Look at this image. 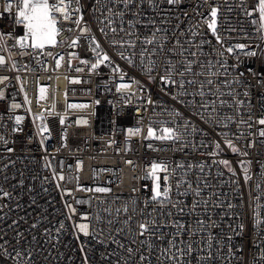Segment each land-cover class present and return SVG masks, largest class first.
<instances>
[{
    "label": "built area",
    "instance_id": "1",
    "mask_svg": "<svg viewBox=\"0 0 264 264\" xmlns=\"http://www.w3.org/2000/svg\"><path fill=\"white\" fill-rule=\"evenodd\" d=\"M215 2L220 6L218 32L225 46L244 43L250 46L248 50L257 51L256 56L241 53L237 57L235 54L225 53L226 70L229 74L225 77L223 75L225 69L218 67L222 73L220 79L232 81L237 78V73H243V76L239 77L243 84H234L233 87L240 93L249 92V97L240 98L251 100L254 116L264 115V107H262L264 105V84H262L264 41L250 23L252 18L246 17L243 9L240 8L241 0H234L231 10L228 0H215ZM94 3L95 0H81L84 19L92 29L90 35L96 36L103 51L110 56L112 64L106 62L93 71L90 65L95 63L96 58L89 48L88 40L82 38L76 47H69L70 39H75L79 35L78 31L62 32L57 37V46L46 47L43 54L31 48H20L15 41L23 35V27L15 23V9L12 12L4 11L5 0H0V34L6 36L5 41L2 42L5 47L0 49V56L5 58V63L0 65V77H8L7 80L0 82V90L4 92V98L0 99V136L8 140L7 145L0 142V188L10 194L9 197H3L0 193V217H2L0 243L6 240L8 243L5 247L10 252L13 246H16L17 250L23 247L32 251L34 264H83L84 255L88 257V264H115L116 255L107 259H102V256L112 252L126 256L127 254L119 249L118 245L111 242L106 245L101 244L92 236L85 237L77 233L72 225L76 222H88L82 220V217L92 218L100 214L101 208L108 204L115 208L134 198L140 206H143V201L151 195L149 189L152 183L150 179H144L145 168L153 161L166 160L173 165L180 161L194 164L201 160L211 162L212 158L200 155L202 151L210 149L194 151L189 146L180 150L179 144L144 139L150 121L170 119L166 114H160L162 110H179L197 129H203L207 136L197 133L186 137L197 145L200 140L219 139L217 133L227 130L222 126L214 129L204 123L194 114L193 108L177 103L170 95H166L161 90L162 85L158 79L150 81L147 73L141 71L138 62L133 66L121 59L117 50L110 44L113 34L109 32L106 38L98 31L100 25L97 23V18L103 17L100 11L93 16ZM196 3L197 0H185L180 6L181 10L187 11L190 19L184 17L180 10L173 9L170 22L162 24V17L168 19L166 10L153 9L147 4L143 6L144 14L141 19L145 23L155 19V26L166 29L167 39L171 40L174 32L176 36H179L181 31L187 32L193 22L199 19L194 14ZM252 3L253 0H249L247 6L251 7ZM104 5L111 6L110 0H104L99 7L103 10ZM207 11V3L199 8L200 13L206 14ZM104 14H107L106 11ZM176 17H179V20ZM129 18V16L125 17L126 20ZM63 27H74V25L66 22ZM138 31L141 35H149L151 26H140ZM201 31L205 29L201 28ZM180 38L185 37L180 36ZM208 38L212 40L214 48H219L213 37L209 35ZM196 39L198 40L199 37ZM168 46L171 47V44ZM138 49L139 45L137 51ZM204 51H209L208 45H205ZM48 52L52 55H48ZM73 53L75 56H70ZM128 54L125 52V55ZM61 55L64 59L57 68L56 58ZM213 58L218 56L209 57V59ZM81 60H87L89 63L82 64ZM13 63L15 69L12 67ZM116 65L121 72L113 71ZM77 68L82 71H76ZM136 81L139 83H135ZM122 83L128 84L129 87L117 91ZM41 88L45 89L44 99H40ZM25 95L30 104L26 103ZM149 99L153 103L149 104L147 102ZM12 103H18L21 107L13 109L10 107ZM69 105H80V107H69ZM29 108L31 111H28ZM223 111L228 115L232 114L230 109L225 108ZM246 112L247 106H245V119H247ZM40 114H43V120H35L34 117ZM17 115L24 117L20 125H16L14 119H10ZM62 117L63 123H61ZM174 119L180 121L179 117ZM42 125L47 126L48 132L43 134L39 132ZM152 126L160 127L156 123ZM14 127H18L20 131L13 132ZM230 127L233 132L236 131L234 125ZM136 128L141 129V134L130 136L128 130ZM245 142L241 140L237 146L243 148ZM149 144L157 150L149 148ZM7 148H12L13 151L8 152ZM246 150L249 155L240 157L226 149L224 158L232 161L234 167H237L236 161L240 159L252 161L250 171L252 180L247 185L244 184L238 167L236 177H232L222 166L221 170L225 173L223 176H217L216 168L212 167L209 177L213 190L221 193L219 200L225 205L222 209L214 210L213 219L220 224V227L212 231L216 234H229L228 224H232L233 227L239 223L244 224L243 236L234 237L232 241L235 247H244V252L240 254L243 256V262L232 260L231 264H247L255 251L252 248V241L258 239L257 229L254 228L252 221L249 191L251 190V195L255 196V184L261 182L260 191L264 193V177L261 176L260 168V164H264V146L257 143L255 147ZM127 161L132 163L129 164ZM53 172L63 174L65 179L62 181L54 179ZM20 181L23 183L21 184ZM233 181H238L239 189ZM96 187H107L112 191L110 193L87 191ZM133 189L136 191L133 192ZM238 192L242 193L243 207L235 209L232 216L224 215L228 211L227 203L231 202L235 205L241 202ZM117 197L119 200L116 199ZM179 199L191 204L193 197H179ZM66 204H71L76 211L69 213ZM261 204L264 205V196ZM236 212L240 214L239 219L234 218ZM69 215L72 217L71 220L67 219ZM103 215L106 221L109 217L106 213ZM111 218L115 219V213ZM123 218L124 214L121 213L120 220L122 221ZM195 218V216H185L182 220L192 224ZM61 222L65 224V228L58 233L57 229ZM33 224L37 227L32 228ZM99 227L105 228L101 240L106 238L108 231H112L117 239L127 243L125 233L115 232V229L122 227V224H113L112 229H108L106 223ZM45 229L49 230L50 236L45 234ZM260 231L264 232V226ZM17 233L23 234L19 245L16 244ZM77 236L79 239L76 238ZM81 245L85 247L84 252H81ZM12 255L14 256L15 253L12 252ZM0 260L6 264H15V261L7 256L0 257ZM152 264L157 262L153 260ZM216 264H227V262L220 259Z\"/></svg>",
    "mask_w": 264,
    "mask_h": 264
},
{
    "label": "snow or ice",
    "instance_id": "2",
    "mask_svg": "<svg viewBox=\"0 0 264 264\" xmlns=\"http://www.w3.org/2000/svg\"><path fill=\"white\" fill-rule=\"evenodd\" d=\"M104 0H95L92 6L93 16L100 11L101 18H97L100 25L98 31L108 37V33L113 34L110 44L117 50L121 59L126 60L129 65L138 66L141 71L148 75L150 81L157 80L162 85L161 90L170 95L177 103L194 109V114L200 119L211 125L214 129L223 127L226 131L217 133L219 139L212 141L200 140L198 145L193 143L186 137L194 134L207 136L203 129L197 127L188 118H185L179 110L164 109L160 113L166 114L170 119L160 121H150L147 128V134L144 139L157 140L161 142H171L172 144L181 145L180 150L192 147L194 151L199 149H210L200 153L203 157L212 158L209 163L207 160H201L197 163L176 162L174 165L166 160L153 161L145 168L144 179L152 181L150 186V197L143 201L140 206L136 199H131L128 203L118 205L108 204L101 208L100 214L92 218L83 216L82 220L88 222H76L72 225L77 233L83 236H92L101 244L118 245L127 255L124 256L118 252L107 253L102 259L116 255L115 264H152L153 260L157 264H216L217 260L223 259L227 264H231L232 260L243 262L244 247H235L232 243L234 237H242L244 233V224L239 223L235 227L228 224L229 234H216L212 230L219 228L220 224L213 219L214 210L225 207L224 202L219 200L221 193L214 191L209 180L212 167L216 168V175L223 176L224 170L231 174L232 177L237 176V167L241 170L244 184L247 185L252 180L250 174L251 160L240 159L236 161L237 167L233 166V162L227 158L226 149L234 155L247 157L248 148L255 147L257 143L264 146V115L254 116L252 111L253 105L251 100L240 98L249 97V92L240 93L233 87L234 84H243L239 79L243 73H237L235 80L220 79L222 73L218 70L225 69L223 75L226 77L227 61L224 59L225 53L235 54L237 57L242 53L247 56H256V50H248L249 45L244 43H236L234 45L225 46V42L218 32V17L220 6L215 0H197L194 5V14L199 19L193 22L187 32H180L179 36L173 33V39H167V30L156 27V20L152 19L147 23L141 17L143 16V6L147 4L150 8L166 10L165 17L161 18V23L170 22L171 11L173 9L180 10L181 14L188 17L187 11L180 9L185 0H110L111 6L104 5L102 10L99 6ZM229 10L234 0H228ZM249 0H241L240 8L243 9L246 17L252 18L250 23L253 25L257 35L264 41V0H253L251 7H248ZM208 4L207 13H200L199 8L203 4ZM14 12L15 23L22 25L23 35L15 41L20 48H31L39 54H43L46 47H55L58 44L57 37L62 32H76L79 35L75 39H70L69 47H76L82 38H86L89 43L90 50L95 54V63H91L90 69L95 70L100 65L112 64L110 56L103 51L100 43L95 35H90L92 29L85 21L83 15V5L81 0H5L4 11ZM106 11V15L104 12ZM129 16V19H125ZM179 20V17H176ZM69 22L74 27L64 28L63 25ZM59 25V26H58ZM115 25V26H114ZM151 26L149 35H141L138 27ZM204 28L205 31H201ZM179 24L177 25V30ZM163 33L164 35H161ZM11 35V34H8ZM209 35L215 39L219 48L212 46V40ZM180 36L185 37L181 39ZM118 37V38H116ZM199 37L197 40L196 38ZM6 36L0 34V49L5 47L2 43ZM171 44V47L168 45ZM139 49L137 51V46ZM205 45L209 46V51H204ZM128 52V55H125ZM48 55H52L48 52ZM74 57L75 54H70ZM217 57L209 59V57ZM158 58V59H157ZM64 57L61 55L56 58V67H60V61ZM5 63V58L0 56V65ZM82 64L87 65V60H81ZM15 69V63L12 65ZM76 71H82L77 68ZM114 72H121L118 65L113 67ZM155 73V75H153ZM8 77H0V82L7 80ZM19 79V78H17ZM121 79L123 74L121 73ZM135 83H139L136 81ZM264 84V82H262ZM128 84H120L117 91L127 89ZM141 90H143L141 88ZM40 99H44V88L40 89ZM188 97L189 99H185ZM227 97L228 99H225ZM4 98V92L0 90V99ZM26 103L30 104L25 95ZM153 103L151 99L147 101ZM245 106H247V119L244 118ZM13 109L21 107L18 103L10 105ZM69 107H80V105H69ZM264 107V105H262ZM232 110V114L228 115L223 109ZM28 111H31L29 108ZM179 117L177 122L174 118ZM14 119L16 125H20L23 116L10 117ZM35 120H43V114L34 117ZM64 122L63 117L61 123ZM156 123L160 127H153ZM230 125H234L236 131L233 132ZM13 132L20 131L18 127L12 129ZM129 135H140L141 129H129ZM41 134L48 132L46 125L39 128ZM252 137L253 139H247ZM245 140L243 148L238 147L237 143ZM0 142L7 145L8 140L4 136H0ZM43 142V141H42ZM153 148L152 144L148 145ZM12 152V148L6 149ZM153 150H157L153 148ZM131 164L132 161H127ZM79 167V165H78ZM262 169L261 176L264 177V164H260ZM208 169V171H206ZM161 174L163 176L161 177ZM53 178L64 180L65 177L61 173L53 172ZM239 189L238 181H233ZM22 184L23 181H20ZM59 187V185H57ZM147 187V186H146ZM256 195L251 197L252 221L258 239L252 241V248L255 251L247 264H264V232L260 231L264 226V218L262 211L264 205L261 204L264 193L260 191L261 182L255 184ZM83 190V189H81ZM89 192L110 193L112 190L107 187H96L87 189ZM136 190L133 189V192ZM3 197H9V193L0 188ZM70 194V193H69ZM241 202L233 204L227 203L226 216H232L237 208H242ZM193 197L191 204L179 197ZM174 197H177L174 199ZM119 200V197L116 198ZM81 203V201H77ZM69 209V213L76 210L71 204L65 205ZM150 209V210H149ZM104 213L109 217L105 221ZM115 213V219L111 218ZM124 214L121 221L120 215ZM185 216H195L192 224L182 220ZM204 218L201 219L200 217ZM137 217H139L137 219ZM2 218V217H0ZM71 215L67 219L71 220ZM235 219L240 218L238 212L235 213ZM94 221V223H93ZM108 229H112L113 224H122V227L116 228L117 234L125 233L127 243L121 242L112 231H108L105 239L100 237L105 234V228L99 225L105 224ZM32 228L37 225L33 224ZM65 228L63 222L60 223L57 232ZM45 234L50 236L49 230L45 229ZM23 234L17 233L16 244L19 245ZM220 237H223L221 239ZM55 239V237H51ZM79 239V236L76 237ZM2 239V238H0ZM35 240V237H33ZM5 240L0 243V257L7 256L15 261V264H34L33 252L23 247L17 250L13 246L12 252L8 251ZM226 249V251H224ZM85 251L84 245H81V252ZM223 252V255H222ZM83 264H88V257L84 255Z\"/></svg>",
    "mask_w": 264,
    "mask_h": 264
},
{
    "label": "trees",
    "instance_id": "3",
    "mask_svg": "<svg viewBox=\"0 0 264 264\" xmlns=\"http://www.w3.org/2000/svg\"><path fill=\"white\" fill-rule=\"evenodd\" d=\"M0 264H6V263H4L3 261L0 260Z\"/></svg>",
    "mask_w": 264,
    "mask_h": 264
}]
</instances>
